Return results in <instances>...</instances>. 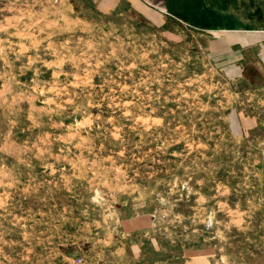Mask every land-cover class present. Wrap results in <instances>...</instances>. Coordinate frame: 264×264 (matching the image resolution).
Segmentation results:
<instances>
[{"label": "rangeland", "instance_id": "rangeland-1", "mask_svg": "<svg viewBox=\"0 0 264 264\" xmlns=\"http://www.w3.org/2000/svg\"><path fill=\"white\" fill-rule=\"evenodd\" d=\"M216 35L0 0V264H264V44Z\"/></svg>", "mask_w": 264, "mask_h": 264}, {"label": "crops", "instance_id": "crops-1", "mask_svg": "<svg viewBox=\"0 0 264 264\" xmlns=\"http://www.w3.org/2000/svg\"><path fill=\"white\" fill-rule=\"evenodd\" d=\"M110 6L115 0H98ZM139 6L141 12L150 16L175 17L198 28L217 33L213 43L231 48L251 44H264V27L235 24L238 19L227 14L241 9L243 4L251 5L257 0H128ZM234 6H238L235 8ZM243 8V7H242ZM213 39H215L213 37Z\"/></svg>", "mask_w": 264, "mask_h": 264}, {"label": "clouds", "instance_id": "clouds-1", "mask_svg": "<svg viewBox=\"0 0 264 264\" xmlns=\"http://www.w3.org/2000/svg\"><path fill=\"white\" fill-rule=\"evenodd\" d=\"M26 15L31 16V13H26ZM20 18H22V17H16V19H20Z\"/></svg>", "mask_w": 264, "mask_h": 264}]
</instances>
